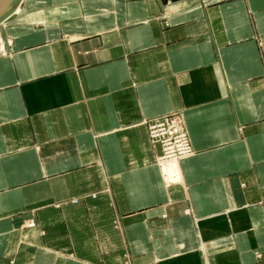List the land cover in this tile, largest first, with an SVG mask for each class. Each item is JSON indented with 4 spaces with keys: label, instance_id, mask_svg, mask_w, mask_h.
<instances>
[{
    "label": "crops",
    "instance_id": "0c3cea01",
    "mask_svg": "<svg viewBox=\"0 0 264 264\" xmlns=\"http://www.w3.org/2000/svg\"><path fill=\"white\" fill-rule=\"evenodd\" d=\"M0 38V264H264V0H22Z\"/></svg>",
    "mask_w": 264,
    "mask_h": 264
},
{
    "label": "built area",
    "instance_id": "2783aa9c",
    "mask_svg": "<svg viewBox=\"0 0 264 264\" xmlns=\"http://www.w3.org/2000/svg\"><path fill=\"white\" fill-rule=\"evenodd\" d=\"M145 125L149 141L159 148L155 161L165 185H168L178 180L179 175H170L165 166L168 163L178 164L182 158L191 155L194 149L182 121L175 115L157 116L146 120Z\"/></svg>",
    "mask_w": 264,
    "mask_h": 264
},
{
    "label": "water",
    "instance_id": "95a60500",
    "mask_svg": "<svg viewBox=\"0 0 264 264\" xmlns=\"http://www.w3.org/2000/svg\"><path fill=\"white\" fill-rule=\"evenodd\" d=\"M166 0H163L165 2ZM22 0H2L0 3V22L11 15L21 4Z\"/></svg>",
    "mask_w": 264,
    "mask_h": 264
},
{
    "label": "bare ground",
    "instance_id": "6f19581e",
    "mask_svg": "<svg viewBox=\"0 0 264 264\" xmlns=\"http://www.w3.org/2000/svg\"><path fill=\"white\" fill-rule=\"evenodd\" d=\"M18 8H19V7H18ZM0 40H1V39H0ZM177 165H178V164H175V163H168V164L165 166V169L167 170V172L170 173V175H173V174L178 175Z\"/></svg>",
    "mask_w": 264,
    "mask_h": 264
},
{
    "label": "rangeland",
    "instance_id": "374dc122",
    "mask_svg": "<svg viewBox=\"0 0 264 264\" xmlns=\"http://www.w3.org/2000/svg\"><path fill=\"white\" fill-rule=\"evenodd\" d=\"M2 2V0H0V3ZM1 23V22H0ZM1 39V38H0ZM2 40V39H1ZM1 40H0V44H1ZM1 47V46H0ZM155 163H156V161H155ZM157 164V163H156ZM158 166V165H157ZM159 168V167H158ZM161 174V173H160ZM76 199H71V201H75ZM29 223H32L33 224V222L32 221H29L28 223H27V225L29 226L30 224Z\"/></svg>",
    "mask_w": 264,
    "mask_h": 264
}]
</instances>
